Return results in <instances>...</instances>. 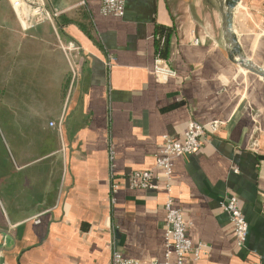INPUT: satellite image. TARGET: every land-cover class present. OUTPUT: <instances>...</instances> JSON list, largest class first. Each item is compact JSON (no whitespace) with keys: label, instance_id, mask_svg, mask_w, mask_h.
<instances>
[{"label":"crops","instance_id":"0c3cea01","mask_svg":"<svg viewBox=\"0 0 264 264\" xmlns=\"http://www.w3.org/2000/svg\"><path fill=\"white\" fill-rule=\"evenodd\" d=\"M43 3L52 22L0 0V264H109L112 245L163 264L167 194L126 175L155 169L163 136L182 138L192 120L223 126L174 160L172 196L205 246L184 264H264V80L229 57L220 0H124L120 17L101 0ZM263 12L264 0H239L232 29L264 69ZM157 26L170 30L159 74ZM227 195L248 225L243 246Z\"/></svg>","mask_w":264,"mask_h":264},{"label":"built area","instance_id":"2783aa9c","mask_svg":"<svg viewBox=\"0 0 264 264\" xmlns=\"http://www.w3.org/2000/svg\"><path fill=\"white\" fill-rule=\"evenodd\" d=\"M11 2L15 8H22L28 11L33 23L44 21L52 22L53 19L58 16L57 12L50 13L45 10L43 0H11ZM100 12L105 16L120 17L124 12V0H101ZM160 39L161 42H163V38L161 37ZM61 48L64 53L69 56L72 63L73 56L78 54L79 48L73 42L62 45ZM161 60L162 58L156 55L155 72L157 74L161 71L160 67L157 65ZM172 73L173 72H170V74ZM222 126L223 122L221 121L201 124L192 120L188 123L182 138L176 139L168 135L163 136L158 152L154 158L155 169L161 170L162 179L155 172L154 168L133 170L126 175L127 184L131 189L156 191L163 188L167 194L163 203L165 229L162 236L166 247L164 255L166 260L163 264H184L189 256L197 260L203 252L205 247L204 244H194L188 235L189 226L184 220L181 209L174 201L170 180L174 160L179 157L194 154L199 149L201 140L206 137V134L217 133ZM113 158V151L110 149L109 159L112 168L110 174V191L112 200H114V195L119 187V182L113 171ZM220 208L229 216L233 224L237 245L243 246L248 225L242 214L238 199L234 195L224 196L220 201ZM171 254L174 256L173 262L168 260ZM109 264H139V262L134 258L125 256L116 245H112ZM146 264L162 263L158 262L156 259L150 258Z\"/></svg>","mask_w":264,"mask_h":264},{"label":"water","instance_id":"95a60500","mask_svg":"<svg viewBox=\"0 0 264 264\" xmlns=\"http://www.w3.org/2000/svg\"><path fill=\"white\" fill-rule=\"evenodd\" d=\"M239 0H220V11L222 16V34L228 47L229 57L241 67L250 71L264 80V69L254 65L242 54L232 29V11Z\"/></svg>","mask_w":264,"mask_h":264},{"label":"trees","instance_id":"16d2710c","mask_svg":"<svg viewBox=\"0 0 264 264\" xmlns=\"http://www.w3.org/2000/svg\"><path fill=\"white\" fill-rule=\"evenodd\" d=\"M169 29L163 26H157L156 27V35L157 36H164L165 42L162 44H159V42H156V55H159L160 58H166L167 57V43H168V37H169Z\"/></svg>","mask_w":264,"mask_h":264}]
</instances>
